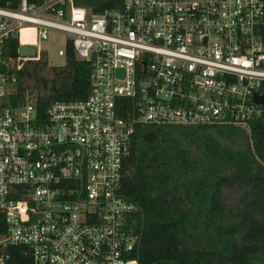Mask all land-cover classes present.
Masks as SVG:
<instances>
[{"label": "built area", "instance_id": "obj_1", "mask_svg": "<svg viewBox=\"0 0 264 264\" xmlns=\"http://www.w3.org/2000/svg\"><path fill=\"white\" fill-rule=\"evenodd\" d=\"M114 3L0 0V264L10 245L33 264H139L136 207L121 193L136 124L264 121V0ZM61 36L57 55L72 47L91 66L88 97L54 102L45 117L31 95L15 106L18 71ZM122 99L134 103L130 117Z\"/></svg>", "mask_w": 264, "mask_h": 264}, {"label": "trees", "instance_id": "obj_2", "mask_svg": "<svg viewBox=\"0 0 264 264\" xmlns=\"http://www.w3.org/2000/svg\"><path fill=\"white\" fill-rule=\"evenodd\" d=\"M18 48L13 41L6 52L14 56ZM90 84V64L69 47L62 67H50L47 56L26 63L10 99L16 106L33 96L45 117L54 102L85 100ZM119 107L123 117L133 115L131 100ZM121 193L136 207L128 227L139 238L133 254L139 264H264V121L248 127L136 124ZM5 252L10 264H33L24 247Z\"/></svg>", "mask_w": 264, "mask_h": 264}, {"label": "rangeland", "instance_id": "obj_3", "mask_svg": "<svg viewBox=\"0 0 264 264\" xmlns=\"http://www.w3.org/2000/svg\"><path fill=\"white\" fill-rule=\"evenodd\" d=\"M65 37H58L55 39L47 40L41 43V48L44 50L45 54H48V61L50 67L63 66L65 64L64 58L57 55L58 49L65 46ZM11 92H15L14 87H10Z\"/></svg>", "mask_w": 264, "mask_h": 264}, {"label": "water", "instance_id": "obj_4", "mask_svg": "<svg viewBox=\"0 0 264 264\" xmlns=\"http://www.w3.org/2000/svg\"><path fill=\"white\" fill-rule=\"evenodd\" d=\"M36 54L37 48L34 45H22L20 47V55L23 57H35Z\"/></svg>", "mask_w": 264, "mask_h": 264}]
</instances>
